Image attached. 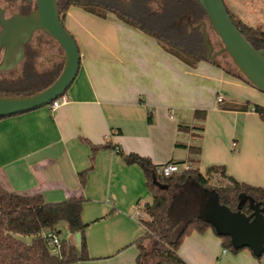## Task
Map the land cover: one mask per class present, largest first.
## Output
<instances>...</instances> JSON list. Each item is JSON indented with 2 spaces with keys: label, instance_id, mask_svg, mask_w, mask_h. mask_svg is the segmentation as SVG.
<instances>
[{
  "label": "crops",
  "instance_id": "obj_1",
  "mask_svg": "<svg viewBox=\"0 0 264 264\" xmlns=\"http://www.w3.org/2000/svg\"><path fill=\"white\" fill-rule=\"evenodd\" d=\"M223 1L242 20L237 7L244 0ZM261 4L249 10L262 11ZM63 24L79 49L78 72L59 107L0 119V180L17 193H40L48 203L84 197L89 259L81 264H136L133 242L144 233L143 205L152 198L141 168L126 164L114 147L201 173L224 165L237 181L264 187V122L252 109L222 107L264 105L263 93L215 60L190 67L113 13L99 17L71 5ZM195 109L206 112L202 132L178 129L192 125ZM91 145H101L92 161ZM192 145L200 146L195 163L186 147ZM68 240L78 244L73 234ZM178 254L187 264H264V252H232L210 228L187 235Z\"/></svg>",
  "mask_w": 264,
  "mask_h": 264
},
{
  "label": "trees",
  "instance_id": "obj_2",
  "mask_svg": "<svg viewBox=\"0 0 264 264\" xmlns=\"http://www.w3.org/2000/svg\"><path fill=\"white\" fill-rule=\"evenodd\" d=\"M114 1L57 0L60 21L64 26L63 15L71 5L80 6L99 17H106L108 9L112 10L117 3L121 6L120 10L112 11L117 18L154 37L165 51L190 67H194L201 60L213 63L202 31H198V26H191L192 21H197L201 17L207 19L197 1L159 0L160 9L157 13L148 12L149 10L145 7L148 0H129L128 5L124 1ZM224 5L233 24L245 39L256 48L264 47V30L261 26L243 22L227 8L225 3ZM121 9L122 11L126 9V11L121 12ZM204 50L206 51L205 57L201 55ZM60 62L57 67L43 75L37 74L29 62L24 64L23 74L20 77L25 84L43 80L40 84L42 86L35 90L36 92L48 86L57 77L63 65V61ZM236 73L251 85L242 75ZM0 95L12 96L6 92ZM222 107L237 110L252 109L264 122V105L245 101L242 104L232 103ZM205 116V110L195 109L192 125L179 124L178 129L183 131L192 129L201 133ZM100 147L101 145H91V161L95 151ZM186 147L189 160L195 163L200 146ZM117 153L121 155L126 164H136L141 168L152 198L150 203L143 205L146 218L140 219V223L144 228V233L133 242L138 250L135 258L136 264H187L178 254L183 239L192 232L203 233L208 228L220 237L223 247L232 252L240 250L233 248L230 237L219 235L212 222L200 214L199 208L201 206L202 209L210 193L216 194L219 203L231 211H240L245 215H250L254 207L258 206L263 210L264 216V187L237 181L226 173L224 165H210L206 167L204 173H201L196 166H188L169 176H163L156 172V169L163 164H153L148 157L134 152L122 153L119 150ZM170 162L182 163L172 160L166 163ZM85 174L86 171L78 174L81 186L84 185ZM215 176L224 178L227 184L211 186L210 180ZM191 177H194L203 188V198L198 200L197 204L189 199H179L175 196L176 188L185 184ZM84 200V197L78 196L48 203L44 201L40 193H17L10 190L0 180V264H81L87 261L89 257L86 251L85 230L88 224L81 219ZM61 223L66 226L70 234L79 233L80 241L76 245L61 238V253L54 255L50 252L43 234L52 231L59 236ZM19 236L28 237L29 241Z\"/></svg>",
  "mask_w": 264,
  "mask_h": 264
},
{
  "label": "water",
  "instance_id": "obj_3",
  "mask_svg": "<svg viewBox=\"0 0 264 264\" xmlns=\"http://www.w3.org/2000/svg\"><path fill=\"white\" fill-rule=\"evenodd\" d=\"M30 1V0H26ZM204 11L213 32L222 44L221 49L212 53L204 26L202 33L210 58L221 52L226 53L238 73L256 90L264 94V47L251 45L233 24L223 0H195ZM35 9L26 15L15 14L9 19L2 18L0 9V47L3 56L0 72L10 70L19 63L24 54V46L30 41L34 31L40 30L53 39L61 48L63 61L57 77L46 87L28 95H0V117L12 116L48 105L62 95L73 82L79 68V49L59 17L57 0H34ZM262 209L254 207L250 215L231 211L218 201L214 193L202 207L201 215L212 222L217 233L228 236L235 249L248 248L255 257L264 252V216ZM75 240L80 241L76 233Z\"/></svg>",
  "mask_w": 264,
  "mask_h": 264
},
{
  "label": "rangeland",
  "instance_id": "obj_4",
  "mask_svg": "<svg viewBox=\"0 0 264 264\" xmlns=\"http://www.w3.org/2000/svg\"><path fill=\"white\" fill-rule=\"evenodd\" d=\"M117 1H124L127 2L129 0H115L114 2ZM261 1L264 2V0H244V2L242 1L241 3H239V6L237 7L238 9H241L243 11L244 16L242 15V20L245 21V23L249 24V25H259L261 26V28L264 30V10L262 11H258V9L255 11L253 10H249L250 9V5L251 4H257L259 7H263V5L261 4ZM250 2V3H249ZM18 4L14 3L13 5L11 4H7L5 2V0H0V5L5 7V6H9L12 8H10L9 12L10 13H15V12H24L25 9L24 7H22L20 5V2H18ZM130 4V3H128ZM127 4V5H128ZM160 1L159 0H148L146 1L145 7L146 9H148L149 13H157L159 12L160 9ZM115 7V8H114ZM114 7L111 9H108V13H113L117 12V10H120L119 8H121V6H119L117 3H115ZM114 11V12H112ZM126 11V9H124L121 12ZM255 11V12H253ZM119 12V11H118ZM183 22L185 23V19L183 20ZM192 27H196L198 26V31H202V27L204 26V30L205 33L207 35V41L210 44L211 48H212V53L217 52L219 49H221L222 44L220 42V39L218 38V36L213 32L212 28L210 27L207 19H205V17H201L199 20L197 21H192L191 23ZM38 41H41V50H38L37 52V56L34 60V66L33 69L37 70L42 68V69H46V64H44V62H48V59L51 58V55H53V53H57V55L59 56L58 58L61 60V56H62V50L59 47V45L51 38L47 37L44 33L37 31L34 33L32 40L30 42L31 46H37V44H39ZM206 50V49H205ZM201 52V55L205 57L206 51ZM210 53L209 55L211 56ZM213 60H215V62L219 63L220 65H222L225 69L230 70V71H234V72H238L235 65L233 64L232 60L230 59V57L226 54V53H218L213 57ZM58 60H56L54 63H57ZM62 61V60H61ZM59 62V61H58ZM61 63V62H60ZM48 65V64H47ZM51 65V64H50ZM47 68L48 70L50 68L53 67V64ZM21 66H19L16 69H10L7 71H2L0 73V93L2 92H6L12 96H19V95H28L31 94L33 92H35V90H37L38 88H40L42 85L41 82H43V80L41 82H37V83H23L22 79H21ZM41 71V70H40ZM7 72V73H6ZM48 105H45V107ZM187 168V166H184ZM183 168V167H181ZM222 184H227V181L224 180L223 178L219 177V176H215L212 180H210V185L211 186H219ZM203 188L201 185H199L194 177L189 178V180L183 184L180 185L176 188L175 191V196L179 199H186V200H190L192 202H194L195 204L199 203L198 200L202 199L203 196ZM200 213L202 211L201 206H200ZM136 214V213H134ZM59 230H60V234L59 237L60 238H64L68 240V236H69V232L66 228V226L61 223L59 225ZM25 241H29L28 237H21ZM72 240V238H70ZM74 240V238H73Z\"/></svg>",
  "mask_w": 264,
  "mask_h": 264
},
{
  "label": "flooded vegetation",
  "instance_id": "obj_5",
  "mask_svg": "<svg viewBox=\"0 0 264 264\" xmlns=\"http://www.w3.org/2000/svg\"><path fill=\"white\" fill-rule=\"evenodd\" d=\"M5 2L7 3V4H11V5H13L14 3H16V4H18L19 5V3L18 2H20V5L22 6V7H24V9H25V11L23 12H15V13H10L9 12V10H10V8H12V6L11 7H9V6H5V7H3V6H1L0 5V9H1V11H2V18L4 19V20H6V19H9L10 17H12L13 15H15V14H18V15H26V14H28L30 11H32L33 9H35V2H34V0H30V1H26V0H5ZM2 29V26H1V24H0V30ZM37 31H40V30H36V31H34V33L35 32H37ZM41 32V31H40ZM34 33H33V35H34ZM33 35H32V37H33ZM32 37H31V39H30V41L24 46V54H23V58H22V60L19 62V63H17L16 64V66L14 67V68H11V69H16V68H18L19 66H21V72H20V75H22L23 74V69H24V64H28L29 62L32 64V68H33V66H34V60H35V58H36V56H37V52H38V50H41L42 49V47H41V41H38L39 42V44H37V46H31L30 45V42H31V40H32ZM2 56H3V47H0V62H1V60H2ZM56 56V57H55ZM55 56H53L52 57V60L50 61L51 62V65L53 64V67L52 68H50L49 70L48 69H42L40 72H36L37 74H39V75H43V74H47L51 69H53V68H55V67H57L58 66V64H59V62L62 60H60L58 57V55H55ZM61 58V57H60ZM56 60H58L57 61V63H54ZM44 64H48V65H50V63L49 62H44ZM47 65V66H48ZM34 70V69H33ZM36 71V70H35ZM1 73V72H0ZM7 73V72H6ZM1 77V76H0Z\"/></svg>",
  "mask_w": 264,
  "mask_h": 264
},
{
  "label": "built area",
  "instance_id": "obj_6",
  "mask_svg": "<svg viewBox=\"0 0 264 264\" xmlns=\"http://www.w3.org/2000/svg\"><path fill=\"white\" fill-rule=\"evenodd\" d=\"M218 101L221 100V97L219 96L217 98ZM65 101L63 95L58 96L56 99L52 100L49 105L51 109H55L59 107L63 102ZM114 153H117L119 151L118 147H114L112 149ZM182 168L179 164L176 163H165L162 166L158 167L156 169L157 174L163 175V176H169L172 173L180 171ZM43 237L46 239L49 250L54 255H60L61 251V238L54 232L48 231L43 234ZM80 264V263H77Z\"/></svg>",
  "mask_w": 264,
  "mask_h": 264
}]
</instances>
